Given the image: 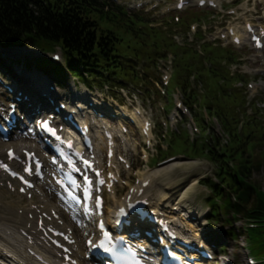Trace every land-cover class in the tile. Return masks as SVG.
I'll use <instances>...</instances> for the list:
<instances>
[{
  "label": "trees",
  "instance_id": "16d2710c",
  "mask_svg": "<svg viewBox=\"0 0 264 264\" xmlns=\"http://www.w3.org/2000/svg\"><path fill=\"white\" fill-rule=\"evenodd\" d=\"M194 16L192 12L187 13L181 23L187 24ZM158 29L149 26L142 15L130 16L109 1L0 0L1 47L26 43L43 51L59 47L69 70L83 81L87 78L78 71V65L84 68L88 77L107 73L110 79H132L135 75L133 56L147 50L148 60L152 61L156 54H160L159 50L151 51L154 42L151 39L160 35L156 33ZM167 45L173 47L169 39ZM217 49L211 50L212 66L207 70L198 63L199 58L192 50H181L176 57L183 66L191 68L199 64L198 72L204 88L201 106L219 118L229 134L230 143L219 154L200 138L191 142L185 133L174 134L171 150L190 157L204 156L217 164L222 186L213 185V190L222 199L221 213L234 218L240 215L260 219L264 216V194L255 196L252 185L258 186L251 180V175L264 167V152L259 154V159L255 157V151L264 144V132L256 122L245 123L241 132H237L236 108L242 104L241 94L232 87L235 78L227 68H215L214 64L232 63L235 56L229 48ZM58 69L62 70V67ZM174 81L183 82L178 73L174 74ZM195 93L192 90L193 97ZM226 221L231 223L228 219ZM228 233L232 238L237 237L233 229ZM247 235L253 249L258 251L264 239V228L247 229Z\"/></svg>",
  "mask_w": 264,
  "mask_h": 264
},
{
  "label": "rangeland",
  "instance_id": "374dc122",
  "mask_svg": "<svg viewBox=\"0 0 264 264\" xmlns=\"http://www.w3.org/2000/svg\"><path fill=\"white\" fill-rule=\"evenodd\" d=\"M125 3L128 2V0H124ZM258 1H261L262 4L258 3ZM221 4H222V8L221 9H213L214 13H211L210 9L208 8H204L206 11H209L208 13H204V12H199V14L197 15L200 16V14H206L207 16V20L210 21V23L205 22L206 24H202L203 27V35L209 39V38H214L216 37L215 33H209V31H214L215 27H219V26H225L227 25L228 20L232 21V24L236 27L239 28V30L242 29V18H244L245 16L251 17L254 22H262L264 21L263 18V13H264V0H221ZM234 9L235 13L232 15H227V11L229 9ZM153 17V16H151ZM168 26V32L164 33L161 29H158L156 31L158 35L157 37H153L151 40H153V47L151 49L152 53L157 52V50H159V52H161L163 50V48L167 45V40L171 37V24L167 25ZM182 31V30H180ZM182 40V38H180ZM224 43L230 45L231 42L230 40L226 41L223 40ZM149 45V44H147ZM235 48V47H234ZM236 50L239 51V53L242 55V61H241V65L238 67L240 71L247 73L248 75H250V77H258V81L264 79V52L260 53V52H253L252 50H250L248 47L245 46H239L236 48ZM59 51V50H56ZM148 53V51L146 50V52L144 54H139L138 56H133V61L138 59L139 61L144 60V63H148V56H146ZM2 59L4 61H7L6 64H9L8 59H13L16 60L15 58L17 57H12V55H1ZM36 65H34V63H30L28 62V66L30 68H28L29 70H31V72L34 71V67L35 68H40L42 69V74L43 76H46L45 74H48L49 72L53 73L55 77H57L58 79L60 77L64 76V71L63 70H59L55 64L51 63L50 61L41 58L39 60H37L35 62ZM78 70L81 69V66L77 67ZM232 70L235 69V67L231 68ZM237 69V68H236ZM257 71V72H256ZM17 74L21 77V84H24V74L22 73V71H18ZM263 74V75H261ZM34 75H36L34 73ZM263 76V77H259V76ZM38 76V75H36ZM42 81V80H41ZM63 82H67V86L70 85V87H73V83L71 81H74L76 84V90L78 92L84 91L87 92L85 89V86L83 83H76L77 80H75L74 78L70 77L67 74V78H64L62 80ZM250 81H254V79L250 78ZM264 82V80H263ZM63 84V83H62ZM64 87V85H62L61 91L62 92H71L70 89H68V87ZM262 90L260 89V87L255 89V97L253 98V100L255 101V103L258 102V106L259 107H263L261 108V113L263 115L261 116H257V120L259 121L260 125L262 127H264V103L260 102L261 98H264V93L261 92ZM110 94V93H109ZM110 97V95H109ZM133 97L130 96V98ZM105 102L107 104H115V102H112L110 99H107L106 97H104ZM152 102L155 104L159 101H164L167 102V100L164 98H157L154 99L151 97ZM264 100V99H263ZM102 101V100H100ZM131 104L133 103H141L142 101L140 100V97H134L131 100ZM142 105V103H141ZM148 114H150V109L147 110ZM151 113L154 115L155 120L161 118V116L163 114H161L156 108L151 107ZM213 121V120H212ZM215 122V121H213ZM261 131V130H260ZM155 137V136H154ZM30 141V140H29ZM129 144L125 147H123L122 145H120V152L125 154L128 158L130 163L132 164L133 170H128L123 172L122 171V177L129 181L131 184H134L135 179H141L142 177H144L146 174L151 175L153 172H155L156 170L160 169L162 171L160 176H156L154 178V181L156 183L155 185V190L158 188L159 185H161L162 187H167L165 190L168 191V189L170 190H174L175 188V193L171 194V197L174 196L175 199L182 201V205H184L185 207H195L198 208L199 210H203L205 208V206L209 204H213L214 200L210 199V200H206L207 196L210 195V190L207 189V187H205L204 185L201 184H197V185H191V182L193 180H197L199 177H203L205 175H210L212 177H214V165L207 159H203V158H197V159H179V163L180 165H175L173 169L170 170H166L165 168L169 166L170 163L162 165V166H157V162L161 161L167 157L170 156H174V155H166L164 157H160L157 158L156 154L154 156V158H149V163H148V168H143L142 166V162H141V158L139 156L140 154V150H141V138H140V132L136 129H131L130 131V136L128 138ZM13 145L19 144L21 141L20 139L13 137V139L11 140ZM163 146L166 148V144L162 143ZM4 144H0V148L3 146ZM135 150V151H132ZM264 152V144L263 146H261V149H257L255 151V157L256 158H260L259 154L261 152ZM172 154H174V152H172ZM148 155V154H147ZM177 156H179L178 154H176ZM151 160H156L151 161ZM175 162V161H174ZM172 163V162H171ZM138 169H140V171H138ZM152 169H155L152 172ZM134 171L136 173H134ZM251 180L253 182H255L256 185H258L262 190H264V167H262L260 170L258 171H254L251 175ZM177 186V187H176ZM253 190H254V194H256L255 196H258V194H262V190L259 187H256L254 184L252 185ZM46 189V188H45ZM1 190V189H0ZM209 190V191H208ZM48 191V190H47ZM44 192V191H43ZM0 194H2V199L4 202L0 203V212H4L1 209V205H3L6 202H13V203H17V206L19 207H23L25 205L28 204V200H26L24 197L12 193V194H8L7 192H0ZM39 191L34 192L33 193V197L32 200L33 201H39L38 199V195H39ZM51 191L49 190L48 192H46V199L50 202L55 204V200L54 198L51 196ZM110 196V195H109ZM108 196V197H109ZM120 200V197L117 198V200ZM167 199V198H166ZM205 201V202H204ZM111 197L109 198L108 202H107V209H109V207L111 206ZM115 204V202H114ZM113 204V205H114ZM225 219V218H224ZM1 223H3V221H1ZM245 223H247V221L244 219H240V220H236L233 224V227L235 229H240V231H243V229H245L244 225ZM194 225V224H192ZM2 228V227H1ZM230 228V225L227 224L225 222V220L222 219H218L215 220L213 222H209V226H208V231H214V235H218L221 236L220 242L224 243L226 245V251L231 252L232 254L236 255L237 258H239L240 262L242 264H245L244 261V250L240 249V244L236 243L235 241H233L232 239H230V236L226 233V231ZM241 233V232H240ZM78 237L80 236V233H77ZM247 236V234L242 233L240 234V236L244 237ZM80 240V238H79ZM81 241V240H80ZM242 241V239H241ZM262 244H259V250L256 251L254 250V253L256 256H254L256 259L257 257H262L264 256V247H262ZM249 247V246H248ZM251 252V251H250ZM253 254H251L253 256ZM87 261V260H86ZM88 262V261H87ZM89 263V262H88ZM90 264V263H89Z\"/></svg>",
  "mask_w": 264,
  "mask_h": 264
},
{
  "label": "bare ground",
  "instance_id": "6f19581e",
  "mask_svg": "<svg viewBox=\"0 0 264 264\" xmlns=\"http://www.w3.org/2000/svg\"><path fill=\"white\" fill-rule=\"evenodd\" d=\"M195 1H197V0H195ZM34 73L35 72L33 71L31 74H29V77L30 76L33 77V81H31V83L35 88H38L40 84L44 83V79L38 78L39 75L37 72L35 74L38 76L34 75ZM27 82L30 83V78L27 79ZM56 95H57V93H56ZM80 97H82L85 101L87 100V97L85 95L80 94ZM34 105L35 104H32L31 106H34ZM28 108H30L29 105L23 106L24 110H27ZM119 108L121 110L123 109L122 107H119ZM34 110L42 111L43 108L40 109L39 106L35 105ZM111 112H112L111 110H108L107 113H111ZM112 113H114V112H112ZM9 145H10L9 143L4 144L0 148V154L2 153V151L4 152V149L8 148ZM38 151L41 155H43V151L41 150L40 147H39ZM175 165H180L179 161L171 163L165 169L166 170L173 169ZM154 170L155 169H152V172ZM161 173H162V171L160 169L156 170L154 172V177L160 176ZM46 178L47 179L45 180L43 185L44 186L46 185L45 187L48 190L51 188V184H52V181H50V174L47 175ZM143 179H146V178H142L140 181H142ZM153 180L151 181V183L147 187L148 192H151L152 187H153V189L155 188V185L153 184ZM166 188L167 187H162L161 185H159L158 188L156 190H154V193H151L152 197L154 199L155 205H160V204L166 205L169 202L168 199L170 196L168 195V193H165ZM37 190H40V192H42L38 196L39 202L43 203L46 208L51 206L49 201L46 199V192H48V191L45 190L46 192L44 191V193H43L42 188H38ZM7 191H8L7 189L0 190V192H7ZM165 199H166V201L162 202ZM2 202H4V201L2 199V194H0V203H2ZM114 202H115V204H114ZM119 203L120 202L114 198V200H113L114 206L118 205ZM1 206H2L1 209L4 212H0V264H40L39 262L35 261L33 257L27 256L26 251L23 250L24 241L22 240V237H20L18 232H17V229L19 228L20 225H26V223L31 222V220L27 217L28 213L34 214L36 212V210H33L26 205L23 207H20V206L18 207L17 203H13L11 201L10 202L8 201ZM19 208H22L21 214H19V211H18ZM1 221H3V223H1ZM18 224H20V225H18ZM35 227L36 226L34 224L31 228H35ZM31 228L28 229V231L32 230ZM37 242H39V241H37ZM80 248H81V246L78 248V251H77L78 253L80 252ZM80 254H81V252H80ZM81 255H84V253ZM80 263L89 264L88 262H86V260L84 258H81Z\"/></svg>",
  "mask_w": 264,
  "mask_h": 264
},
{
  "label": "snow or ice",
  "instance_id": "6c2138e0",
  "mask_svg": "<svg viewBox=\"0 0 264 264\" xmlns=\"http://www.w3.org/2000/svg\"><path fill=\"white\" fill-rule=\"evenodd\" d=\"M43 127H44L45 129H47L49 132H52L53 134H55V131H56V130H55L54 128L50 127L49 124H48L47 122H45V123L43 124ZM9 154L12 155L11 152H10ZM85 163H87V161H85ZM4 167L6 168L7 165H4ZM13 175H16V173H13ZM21 179H23V177H21ZM86 179H87V178H86ZM26 182H27V181H26ZM101 183H103V181H101ZM101 227L103 228V223H101ZM104 235H105V237H109V233H108V232H105ZM89 243L91 244V241H90ZM101 247H104V246H103V242L101 243ZM104 251H105V252H111L112 249H111V248H108V247H104Z\"/></svg>",
  "mask_w": 264,
  "mask_h": 264
}]
</instances>
